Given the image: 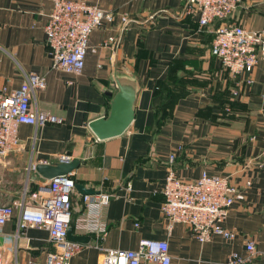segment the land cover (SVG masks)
Listing matches in <instances>:
<instances>
[{
  "label": "crops",
  "instance_id": "0c3cea01",
  "mask_svg": "<svg viewBox=\"0 0 264 264\" xmlns=\"http://www.w3.org/2000/svg\"><path fill=\"white\" fill-rule=\"evenodd\" d=\"M84 1L113 18L90 32L83 67L74 75L52 67L47 53L43 25L51 0H0V87L9 91L29 73L43 75L45 86L29 106L61 118L41 127L18 125L16 143L0 157V203L12 208L0 231L4 264H43L51 248L44 229L13 236L18 203L26 201L25 185L33 190L45 180L27 170L29 163H56L61 153L78 160L70 172L74 184L111 195L101 212L102 246L134 249L140 239L165 240L169 264H226L230 252L245 255L250 238L259 254L247 264H264V59L250 71L229 74L209 53L213 25L199 28L185 0ZM227 21L264 29V0H239ZM110 36L118 37L114 49L101 46ZM115 83L133 98V118L121 134L97 139L87 124L106 116ZM170 153L182 180L204 170L239 185L221 221L235 232L232 239L215 235L199 243L182 224L166 228L160 204ZM81 196L77 189L70 195L72 220L82 212ZM82 235L89 239L71 263L95 264L101 256L95 237Z\"/></svg>",
  "mask_w": 264,
  "mask_h": 264
},
{
  "label": "built area",
  "instance_id": "2783aa9c",
  "mask_svg": "<svg viewBox=\"0 0 264 264\" xmlns=\"http://www.w3.org/2000/svg\"><path fill=\"white\" fill-rule=\"evenodd\" d=\"M239 0H185L187 13L196 12L199 28L213 25V37L209 53L216 57L221 67L231 75L250 71L258 58L264 59V29H245L227 21ZM113 13L84 0H51L43 25L44 42L51 60V66L65 73L77 75L81 72L87 50L90 32L102 21H111ZM123 23L124 16L120 17ZM219 24L215 25V22ZM118 37H107L101 46L114 49ZM250 79L247 78L246 83ZM45 86L44 76L29 73L20 85L7 91L0 87V157L6 155L16 143V131L20 124L41 127L46 124H59L61 118L48 111L30 108L35 91ZM230 96L236 95L231 89ZM174 153L167 158L164 182L161 188L160 212L169 230L173 224L186 226L199 242L208 241L212 236L232 239L234 231L225 229L221 221L237 197L239 185L226 176L208 174L202 170L193 181H185L175 175L172 166ZM71 157L65 153L57 155V161L68 162ZM39 159L30 162L27 170H34ZM264 166V161L259 163ZM250 184L243 181V186ZM74 181L70 173L45 179L33 190L23 187L26 201L18 203L19 213L14 238L23 236L27 228L36 227L47 232L50 249L46 252L43 264H72L71 258L82 244L66 238V230L73 226L77 234H92L95 247L101 252L95 264H169L170 255L165 240L140 239L134 249H110L101 245L105 237L106 224L101 212L111 195L104 191L82 194L83 209L72 220L70 195L74 191ZM129 189V185H125ZM12 213L9 205L0 203V231ZM136 225V224H135ZM73 231V230H72ZM75 233V232H74ZM245 255L230 252L226 264H247L259 254L252 239L244 243ZM264 254V253H263ZM0 264H4L0 252ZM27 264H39L29 260Z\"/></svg>",
  "mask_w": 264,
  "mask_h": 264
},
{
  "label": "water",
  "instance_id": "95a60500",
  "mask_svg": "<svg viewBox=\"0 0 264 264\" xmlns=\"http://www.w3.org/2000/svg\"><path fill=\"white\" fill-rule=\"evenodd\" d=\"M114 86L118 88V91L109 100V110L106 116L94 118L87 124L97 139H105L121 134L133 118V98L120 89L118 83H115ZM77 164L78 160L75 158L70 159L68 162L37 163L34 166V171L43 179H50L57 175L70 173ZM74 187L81 194L94 193L90 188L83 187L80 184H75ZM66 238L70 241L85 243L89 236L74 234L71 227H68Z\"/></svg>",
  "mask_w": 264,
  "mask_h": 264
},
{
  "label": "trees",
  "instance_id": "16d2710c",
  "mask_svg": "<svg viewBox=\"0 0 264 264\" xmlns=\"http://www.w3.org/2000/svg\"><path fill=\"white\" fill-rule=\"evenodd\" d=\"M217 24H219V21H216V22H215V25H217ZM165 104H166V103H165ZM165 104H163V106H164ZM163 106H162V107H163ZM108 107H109V101H108ZM162 107H160V108H158V109L161 110ZM158 109H157V110H158Z\"/></svg>",
  "mask_w": 264,
  "mask_h": 264
}]
</instances>
